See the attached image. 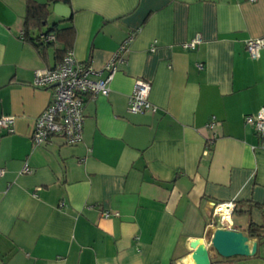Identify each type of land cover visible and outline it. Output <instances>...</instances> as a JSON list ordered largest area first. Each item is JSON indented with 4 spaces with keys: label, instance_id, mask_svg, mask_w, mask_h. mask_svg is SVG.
Returning <instances> with one entry per match:
<instances>
[{
    "label": "crops",
    "instance_id": "0c3cea01",
    "mask_svg": "<svg viewBox=\"0 0 264 264\" xmlns=\"http://www.w3.org/2000/svg\"><path fill=\"white\" fill-rule=\"evenodd\" d=\"M63 4L67 17L49 3L48 25L26 40L25 0H0V115L13 116V131L0 130V264H191L189 243L206 242L215 204L236 203L234 225L247 235L249 222L264 224V137L244 121L264 103V47L256 58L245 48L264 37V0ZM53 23L61 33L36 47ZM133 30L108 94L85 102L81 140L34 145L51 97L32 85L34 70L68 48L101 68ZM138 77L154 112L127 109ZM249 239L253 255L210 252V264H264V231Z\"/></svg>",
    "mask_w": 264,
    "mask_h": 264
},
{
    "label": "built area",
    "instance_id": "2783aa9c",
    "mask_svg": "<svg viewBox=\"0 0 264 264\" xmlns=\"http://www.w3.org/2000/svg\"><path fill=\"white\" fill-rule=\"evenodd\" d=\"M135 35L131 31L118 45L108 61L101 68H94L89 62L78 60L71 48L66 49L61 59L52 66L34 70L32 85L40 89H50L51 97L46 107L35 116L30 139L34 145L47 144L54 137H59L63 143L75 144L81 140L84 105L87 98L98 95L106 96L109 92V83L117 68L125 60L128 46ZM39 39L43 42H54L53 33H41ZM201 38L198 34L182 44L185 50H194ZM264 47V37L249 38L245 43L249 56L256 58ZM202 63H197L201 69ZM150 83L143 78H135L132 90L127 99V109L132 113L156 110V105L149 100ZM244 121L251 124L260 137H264V103L253 114L244 116ZM213 121L207 123L211 126ZM0 130L7 133L13 131V116L0 115ZM211 141L207 142L210 145ZM207 153V150L204 151ZM22 172H30L25 163ZM1 173V170H0ZM63 205V201L60 202ZM235 203L226 201L215 204L211 210L209 227L234 228L232 219ZM104 217L118 215V212L104 210Z\"/></svg>",
    "mask_w": 264,
    "mask_h": 264
},
{
    "label": "water",
    "instance_id": "95a60500",
    "mask_svg": "<svg viewBox=\"0 0 264 264\" xmlns=\"http://www.w3.org/2000/svg\"><path fill=\"white\" fill-rule=\"evenodd\" d=\"M52 10L54 14L61 17L69 15V8L61 2L53 3ZM209 240L208 244L198 239L190 241L189 245L192 250L188 252L187 257L191 264H210L211 249L221 257L249 256L256 251V241H251L247 234L235 228L215 227Z\"/></svg>",
    "mask_w": 264,
    "mask_h": 264
},
{
    "label": "trees",
    "instance_id": "16d2710c",
    "mask_svg": "<svg viewBox=\"0 0 264 264\" xmlns=\"http://www.w3.org/2000/svg\"><path fill=\"white\" fill-rule=\"evenodd\" d=\"M55 2H62V3L68 4L69 0H47V2H43V3L38 2L37 0H25V16H24L23 31H22L24 39L33 40L34 38L32 37L31 33H33V31L36 29H41L42 27H44V25H48L47 24L48 16L51 13V10L49 9L48 5L49 3L53 4ZM55 25L56 24L53 23L52 25L47 26V28L45 29L43 33L52 32L54 35L58 36L61 33V29H57ZM35 39L38 40L37 43L35 44L36 47L42 46L43 44L50 43V42L45 43L41 41L39 39V35L38 37H35ZM235 207H236V203H235ZM235 207H234L233 213L236 210ZM263 231H264V224L255 225L252 222L248 223L247 232H248L249 237H260ZM213 262L214 264H229V263L223 262L221 259L214 260Z\"/></svg>",
    "mask_w": 264,
    "mask_h": 264
},
{
    "label": "rangeland",
    "instance_id": "374dc122",
    "mask_svg": "<svg viewBox=\"0 0 264 264\" xmlns=\"http://www.w3.org/2000/svg\"><path fill=\"white\" fill-rule=\"evenodd\" d=\"M232 217H233V216H232ZM213 228H214V227H211L212 230H213ZM234 228L237 229L235 225H234ZM238 230H239V229H238ZM211 233H212V231H211ZM211 233H210V235L207 234V236H206V238H205V239H206V242H205V243H207V244H208L209 241H210L209 239H210ZM211 252H212V253H215L216 255H218L213 249H211Z\"/></svg>",
    "mask_w": 264,
    "mask_h": 264
}]
</instances>
